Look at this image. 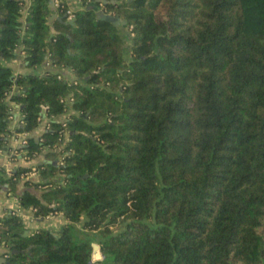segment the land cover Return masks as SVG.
Masks as SVG:
<instances>
[{
    "label": "trees",
    "instance_id": "obj_1",
    "mask_svg": "<svg viewBox=\"0 0 264 264\" xmlns=\"http://www.w3.org/2000/svg\"><path fill=\"white\" fill-rule=\"evenodd\" d=\"M106 1L81 0L72 23H49V0H30L23 19L24 0H0V149L15 85L14 131L26 133L17 150L31 159L49 148L40 179L26 181L39 193L18 201L65 218L56 231L23 234L7 210L2 264H264V0ZM18 44L27 66L48 56L75 78L14 73L4 60ZM30 169L0 166V189ZM78 225L103 232L100 257L75 237Z\"/></svg>",
    "mask_w": 264,
    "mask_h": 264
},
{
    "label": "crops",
    "instance_id": "obj_2",
    "mask_svg": "<svg viewBox=\"0 0 264 264\" xmlns=\"http://www.w3.org/2000/svg\"><path fill=\"white\" fill-rule=\"evenodd\" d=\"M53 1L55 4L56 0H53ZM65 2L68 5V7L72 9L73 11L83 7L80 0H65ZM29 4H30V0H24V5L22 8V17H21L22 19L25 17L27 13ZM55 7H57L56 4H55ZM96 8H100V7H96ZM56 13H57V8H56ZM119 29L122 32H125L127 30V28L124 27L123 25H120ZM23 56H24V53L22 50V45L18 44L15 48L14 56L4 60V63L9 65L12 68L14 73H27L33 70L42 73L45 70H50V71L58 73L60 76L68 80H72L75 78L73 71L67 66L54 65L51 62L47 63L46 62L47 59H45L37 67L33 68V67L27 66L24 63ZM18 92H19V88L15 85L12 86L8 94V98H7L9 105L11 107L16 108V110L19 109L16 106L17 101L13 99L12 97L14 94ZM16 110L13 113V118L10 119V129L11 130H14L17 126H20V123H19V118H20L19 111L20 110L18 111ZM73 111H74L73 109H69L66 112H62V113L55 115L54 118L57 120H62L66 115H68L69 113ZM48 120L49 118L47 117L42 118L39 124L31 132V134L34 136H39L42 133V131H44L45 128L47 127ZM18 146H19V141L12 134H9L7 142L4 146V149L0 151V166L4 167L8 173L11 172L16 166H20V165L21 166H36L40 164L44 160V153L49 149L48 147H45L37 156L29 160H25L24 158H22V155H20L19 153L16 156H12V153H11L12 149L14 147L17 148ZM61 147H62V144H58L55 147V149L58 150ZM39 179H40V174L37 171L35 173H31L26 178L19 179L18 182L16 183L15 189L12 191L6 190V186L3 189H0V216L4 215L7 210L13 208V205L18 200V196L25 189H30L36 193H39L38 189L34 188L33 186L29 184L28 185L26 184L27 180L38 181ZM24 214L30 217L29 220H23L25 227L28 229V232L34 229H37L39 227H46V228H50L56 231L65 221V218L61 212L51 214L48 217H44V216L38 217L35 215L33 209L29 207V208H24ZM3 250H4L3 246H0V257H1V253L3 252Z\"/></svg>",
    "mask_w": 264,
    "mask_h": 264
},
{
    "label": "built area",
    "instance_id": "obj_3",
    "mask_svg": "<svg viewBox=\"0 0 264 264\" xmlns=\"http://www.w3.org/2000/svg\"><path fill=\"white\" fill-rule=\"evenodd\" d=\"M80 1H81V0H80ZM59 2H60L59 0H56V1H55L56 6H58ZM100 4H101V3H100ZM100 8H101V7H100ZM101 9H102V8H101ZM65 13L67 14V19H68V20H69V19H72L73 16H74L73 10L70 9V8L68 7V5H67V8L65 9ZM132 34H133V33L130 32V35H129L128 37H130ZM46 59H47L46 62L49 63L50 60H49L48 56H46ZM58 77H60V75H58ZM74 82H75V81H74ZM9 92H10V91H9ZM9 92H8V94H9ZM8 94H7V97H6V98H8ZM62 100H63L65 103L70 104L71 101L73 100V97H72L71 94H67V95H65V96L62 98ZM16 106H17V108H19V103H18V102L16 103ZM69 109H70V108H68V109L66 108V110H65L64 112L68 111ZM15 110H16V108L10 106V113H11V114H10V119L13 118V113H14ZM18 110H20V109H18ZM18 110H16V111H18ZM19 115H20L19 123L21 124V123H22V116H23V114L21 113V111H19ZM66 118H67V115L62 119V121H64ZM63 124H64V122H63ZM11 134H12V135H13V136L19 141V146H21V144L24 142V137H25L26 133H25V132H16V131L12 130ZM60 143H61V142H59V144H60ZM4 146H5V145H4ZM19 146H18V147H19ZM2 149H4V147H3ZM2 149H0V151H1ZM11 153H12V156H16V155H18V153H19L20 155H22V158H24L25 160H29V158H27L25 155H23V154H22V153H23L22 151H18L16 147H14V148L12 149ZM37 171H38V169H37L36 166H31V169H30L29 171L24 172V173L21 175V178H26V177H28L31 173H35V172H37ZM21 178H20V179H21ZM24 208H25V207H23V206L19 203V201L17 200L16 203L13 205V208H12V209H9V211H12V212L18 214L19 216H21L22 220H29L30 217H28L27 215L24 214ZM32 209H33V211H34V208H32ZM58 212H59V211L49 212V213L45 214L44 217H48L49 215H51V214H55V213H58ZM2 216H3V215H2ZM2 216H0V217H2ZM0 246H3L4 250H3L2 253H4V252L7 250L4 241H1V242H0ZM6 255H7V254L4 253V256H6ZM1 256H2V255H1ZM2 257H3V256H2ZM3 258H4V257H3Z\"/></svg>",
    "mask_w": 264,
    "mask_h": 264
},
{
    "label": "water",
    "instance_id": "obj_4",
    "mask_svg": "<svg viewBox=\"0 0 264 264\" xmlns=\"http://www.w3.org/2000/svg\"><path fill=\"white\" fill-rule=\"evenodd\" d=\"M97 2H101V3H105L107 2L106 0H96ZM109 2H112V3H115V2H118V0H109ZM49 6H50V9H51V14L47 17V20L49 23H52V21L54 19H58L60 21H63V22H69V23H72V20L71 19H64L63 16L61 15H58L56 13V7H55V4H54V1L53 0H49ZM95 7V14L96 16L98 17H101L103 19H106V20H109L111 21L114 25H125L127 23V20L126 19H121L120 17H118L117 15L113 14V13H110V12H105L103 9L101 8H96V6L92 5V4H89L87 5V8H93ZM57 30L51 26V35L56 32ZM129 43H131V40H129ZM28 233V229H26L24 231L23 234H27ZM98 249V244H93V254L94 252ZM4 261V258L1 256L0 257V264H2Z\"/></svg>",
    "mask_w": 264,
    "mask_h": 264
},
{
    "label": "rangeland",
    "instance_id": "obj_5",
    "mask_svg": "<svg viewBox=\"0 0 264 264\" xmlns=\"http://www.w3.org/2000/svg\"><path fill=\"white\" fill-rule=\"evenodd\" d=\"M74 234L75 237L78 240H90L92 244H98L97 243V238L103 234L102 231H94V230H88V229H83L80 228L78 225L76 228H74ZM94 258L100 257V250L99 247L98 249L94 252Z\"/></svg>",
    "mask_w": 264,
    "mask_h": 264
}]
</instances>
